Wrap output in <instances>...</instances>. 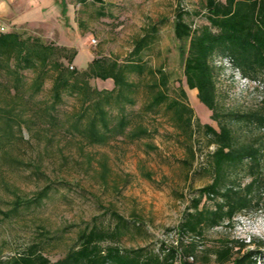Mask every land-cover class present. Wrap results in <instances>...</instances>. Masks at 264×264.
Segmentation results:
<instances>
[{
  "label": "rangeland",
  "instance_id": "rangeland-1",
  "mask_svg": "<svg viewBox=\"0 0 264 264\" xmlns=\"http://www.w3.org/2000/svg\"><path fill=\"white\" fill-rule=\"evenodd\" d=\"M6 1V0H5ZM4 0H0V3ZM41 8L42 19L24 20L22 16ZM204 0H7L0 6V31L16 30L54 42L74 54L69 68L83 70L94 57H109L119 62L130 57L134 42L146 34L153 41L141 52L143 62L160 68L167 76V95L180 98L192 108V136L173 119L164 104L148 108L145 84L148 76L129 78L139 85L136 102L126 105L129 124L122 135H113L104 143H90L67 126L75 115L76 96L64 95L58 105L55 122L48 124L37 115L40 106L50 98L51 72L41 90L32 93L31 70L22 71L19 94L27 104L14 124V134L0 143V257L5 258L35 244L51 260L78 242L79 233L92 223H113L106 209L123 217L139 220V230L131 229L116 243L120 248L144 247L162 251V246L196 242L191 264H217L213 249L229 243L233 250L244 243L243 250L260 252L257 264L264 262V207L235 215L231 223L208 228L200 236L181 234L177 226L196 190L211 180L208 155L214 144L208 142L203 123L216 126L211 111L198 99L197 90L188 88L182 72L179 42L173 33L178 10L192 27L207 23ZM36 8V7H35ZM6 10V13L4 12ZM216 89L220 107L238 112L259 108L261 89L245 88L238 73L225 56L216 57ZM99 89L113 87L111 79H91ZM12 78L0 70V97L7 96L5 87ZM117 113L116 108L112 110ZM26 120L25 121H23ZM144 125L149 134L132 138L130 130ZM235 126L239 141L252 143L259 149L260 171L264 178V129L255 122ZM190 149L194 152L191 157ZM107 165L105 178L102 163ZM248 177L241 175L242 182ZM50 186L40 202L27 201ZM208 201L203 197L200 205ZM264 206V205H262ZM107 241L102 242L105 246Z\"/></svg>",
  "mask_w": 264,
  "mask_h": 264
},
{
  "label": "trees",
  "instance_id": "trees-1",
  "mask_svg": "<svg viewBox=\"0 0 264 264\" xmlns=\"http://www.w3.org/2000/svg\"><path fill=\"white\" fill-rule=\"evenodd\" d=\"M204 1L207 23L193 28L184 19L185 12L178 10L173 25L186 86L197 90L199 101L211 111V118L216 122V126L198 123L208 142L215 146L206 166L211 180L196 190L177 226L179 233L193 237L224 222L231 223L240 212L264 207L259 149L252 143L239 141L234 126L255 122L264 129V97L259 101V108L250 112L220 107L213 61L225 56L231 67L237 68L243 76L264 81V0ZM153 39V34L137 38L130 57L123 62L94 57L85 69L77 70L69 68L74 54L69 56L65 47L37 36H23L16 30L0 31V70H5L12 78V86L5 87L8 95L0 97V143L14 134V124L18 125L17 119L25 111L27 102L19 94L24 70L34 72L30 84L32 93L41 90L51 72V100L38 108V117L53 124L64 95L73 94L77 105L67 126L90 143H104L113 135L125 133L129 124L125 107L136 102L135 93L139 89L138 83L129 78L131 74L151 78L145 84L149 95L147 107L164 104L166 110L172 112L173 119L192 136L195 131L193 111L184 102L185 89L179 88L180 98H170L166 93V74L142 61L141 52ZM91 79H111L113 87L99 89L91 85ZM113 108L117 111L115 115ZM129 134L139 138L149 134V130L138 124ZM189 151L193 158V150ZM106 173L107 165L103 162L101 176L105 178ZM241 175L247 176L248 181L243 183ZM49 190V185L44 186L27 205L40 202ZM203 197L208 203L200 205ZM106 211L113 223L87 225L79 233L77 244L56 260H51L32 244L22 252L0 257V264H191L189 257L194 258L196 242L194 239L184 242L181 236L175 244H164L162 251H147L144 247L120 248L116 243L121 236L131 229L139 230L142 224L111 208ZM105 241L108 244L102 246ZM239 245L237 250L229 243L213 249L214 261L217 264H257L260 252L255 248L243 250L245 244ZM258 246H264V240Z\"/></svg>",
  "mask_w": 264,
  "mask_h": 264
},
{
  "label": "built area",
  "instance_id": "built-area-1",
  "mask_svg": "<svg viewBox=\"0 0 264 264\" xmlns=\"http://www.w3.org/2000/svg\"><path fill=\"white\" fill-rule=\"evenodd\" d=\"M229 66L230 63H229ZM234 71L238 73V79L240 80V83L242 84L243 87L245 88H251V89H261L262 94H264V81H262L259 78H248L243 76L240 71L237 68H234ZM264 96H260V99H262Z\"/></svg>",
  "mask_w": 264,
  "mask_h": 264
},
{
  "label": "crops",
  "instance_id": "crops-1",
  "mask_svg": "<svg viewBox=\"0 0 264 264\" xmlns=\"http://www.w3.org/2000/svg\"><path fill=\"white\" fill-rule=\"evenodd\" d=\"M7 1V0H6ZM5 0H4V2H2V3H0V6H1V8H3V10H4V8H5V2H6ZM40 3L38 2L36 5H33L34 6V9L33 10H30L29 11V14H26L27 16H25V14L22 16V18L24 19V20H28V19H34V18H37V19H42V16H41V12H42V10H41V8H37L38 6L37 5H39ZM36 7V8H35ZM5 13H6V10L4 11Z\"/></svg>",
  "mask_w": 264,
  "mask_h": 264
}]
</instances>
